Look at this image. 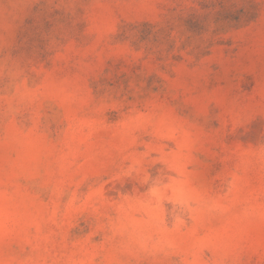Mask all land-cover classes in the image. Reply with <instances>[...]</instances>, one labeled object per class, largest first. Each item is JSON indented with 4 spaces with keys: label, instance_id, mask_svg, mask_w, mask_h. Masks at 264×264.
<instances>
[{
    "label": "rangeland",
    "instance_id": "obj_1",
    "mask_svg": "<svg viewBox=\"0 0 264 264\" xmlns=\"http://www.w3.org/2000/svg\"><path fill=\"white\" fill-rule=\"evenodd\" d=\"M0 264H264V0H0Z\"/></svg>",
    "mask_w": 264,
    "mask_h": 264
}]
</instances>
